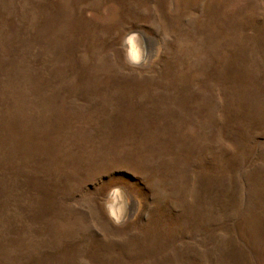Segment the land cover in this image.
I'll use <instances>...</instances> for the list:
<instances>
[{"label":"rangeland","instance_id":"374dc122","mask_svg":"<svg viewBox=\"0 0 264 264\" xmlns=\"http://www.w3.org/2000/svg\"><path fill=\"white\" fill-rule=\"evenodd\" d=\"M0 264H264V0H0Z\"/></svg>","mask_w":264,"mask_h":264},{"label":"bare ground","instance_id":"6f19581e","mask_svg":"<svg viewBox=\"0 0 264 264\" xmlns=\"http://www.w3.org/2000/svg\"><path fill=\"white\" fill-rule=\"evenodd\" d=\"M133 42L131 43V47H130V57L134 60H137L138 59V52H139V49L138 47H136V44L133 40V38L131 39ZM123 195L121 193V191H114L113 194H112V199H113V204L111 206V209H112V212H113V215L118 218L119 216V209H120V205H121V202H122V199H123ZM127 203V202H126Z\"/></svg>","mask_w":264,"mask_h":264}]
</instances>
